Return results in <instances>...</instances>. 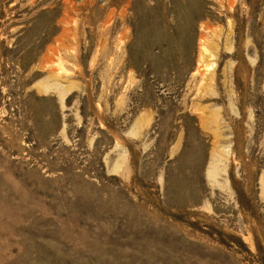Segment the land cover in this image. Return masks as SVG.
Segmentation results:
<instances>
[{
	"label": "rangeland",
	"instance_id": "obj_1",
	"mask_svg": "<svg viewBox=\"0 0 264 264\" xmlns=\"http://www.w3.org/2000/svg\"><path fill=\"white\" fill-rule=\"evenodd\" d=\"M0 264H264V0H0Z\"/></svg>",
	"mask_w": 264,
	"mask_h": 264
}]
</instances>
